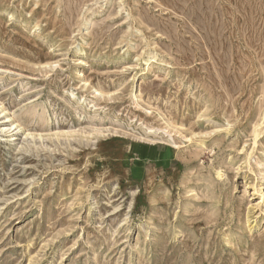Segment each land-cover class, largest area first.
Segmentation results:
<instances>
[{
    "label": "rangeland",
    "instance_id": "obj_1",
    "mask_svg": "<svg viewBox=\"0 0 264 264\" xmlns=\"http://www.w3.org/2000/svg\"><path fill=\"white\" fill-rule=\"evenodd\" d=\"M0 264H264V0H0Z\"/></svg>",
    "mask_w": 264,
    "mask_h": 264
},
{
    "label": "bare ground",
    "instance_id": "obj_2",
    "mask_svg": "<svg viewBox=\"0 0 264 264\" xmlns=\"http://www.w3.org/2000/svg\"><path fill=\"white\" fill-rule=\"evenodd\" d=\"M80 61H81V59H80ZM12 137H14V135H12ZM12 140V139H11Z\"/></svg>",
    "mask_w": 264,
    "mask_h": 264
}]
</instances>
